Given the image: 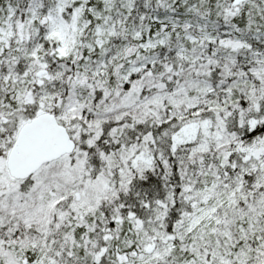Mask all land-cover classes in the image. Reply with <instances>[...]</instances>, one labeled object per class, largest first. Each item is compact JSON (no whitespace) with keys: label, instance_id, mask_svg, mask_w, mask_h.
<instances>
[{"label":"snow or ice","instance_id":"obj_1","mask_svg":"<svg viewBox=\"0 0 264 264\" xmlns=\"http://www.w3.org/2000/svg\"><path fill=\"white\" fill-rule=\"evenodd\" d=\"M0 264H264V0H0Z\"/></svg>","mask_w":264,"mask_h":264}]
</instances>
